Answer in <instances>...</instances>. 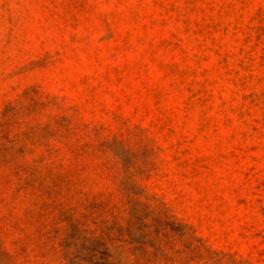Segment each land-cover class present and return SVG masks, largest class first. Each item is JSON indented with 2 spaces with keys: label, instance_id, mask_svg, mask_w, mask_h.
<instances>
[{
  "label": "rangeland",
  "instance_id": "1",
  "mask_svg": "<svg viewBox=\"0 0 264 264\" xmlns=\"http://www.w3.org/2000/svg\"><path fill=\"white\" fill-rule=\"evenodd\" d=\"M0 264H264V0H0Z\"/></svg>",
  "mask_w": 264,
  "mask_h": 264
}]
</instances>
